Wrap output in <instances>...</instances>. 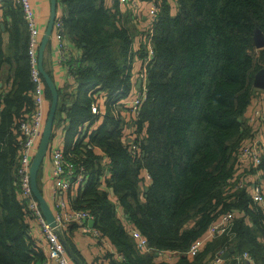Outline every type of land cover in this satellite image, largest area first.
Wrapping results in <instances>:
<instances>
[{"label": "trees", "instance_id": "trees-1", "mask_svg": "<svg viewBox=\"0 0 264 264\" xmlns=\"http://www.w3.org/2000/svg\"><path fill=\"white\" fill-rule=\"evenodd\" d=\"M106 1L58 0L66 40L81 51L67 62L76 98L58 91L54 122V129L69 122L65 155L88 176L77 195H68L70 207L88 211L101 237L124 257L120 262L106 254L110 264H205L225 248L264 264V213L246 191L225 190L234 176L233 154L251 133L243 118L264 68V49L257 58L250 52L256 29L264 34V0H159L147 98L135 120L124 103L135 83L136 54L143 61L147 56L146 33L135 53L138 20L118 0L112 8ZM0 7V83L4 67L10 68L0 95V264H47L31 235L28 203L17 199L19 126L34 107L30 29L17 0H0ZM46 96L51 103L47 87ZM93 104L99 114L91 112ZM43 166L37 179L42 193ZM260 167L264 179V159ZM118 209L153 252L137 249ZM227 213L235 217L234 239L216 237L188 254ZM74 229L69 225L64 239ZM156 252H176L178 261H157Z\"/></svg>", "mask_w": 264, "mask_h": 264}, {"label": "built area", "instance_id": "built-area-1", "mask_svg": "<svg viewBox=\"0 0 264 264\" xmlns=\"http://www.w3.org/2000/svg\"><path fill=\"white\" fill-rule=\"evenodd\" d=\"M17 2L23 8L30 29L29 57L31 62V78L35 86L33 92V111L19 126L23 139L19 143L16 165V176L18 180L17 199L21 204H24L26 201V204L28 203V209L31 212V216L28 220L31 227V235L37 241L36 245L38 248L43 251L47 250L46 263L72 264L66 255L67 251L63 243L65 237L64 233L69 225L76 224L82 233L91 235L96 240L101 241L102 237L94 227H90L89 222L94 220V218L88 211L74 210L70 207V200L66 197V194L68 195L71 193L75 195L79 188L87 183L88 176L83 168H77L74 163L67 159L64 152V143L55 145L51 142L52 145H50L46 156L48 157V162L52 170L54 195L52 201L53 207L51 209L54 213L56 226L52 227L47 223L40 205L32 193L30 169L41 141L50 109V101L46 96V85L38 68L40 30L36 24L34 11L30 0H17ZM118 2L119 5L127 7L128 10H133L132 13H134L133 15L137 20L143 18L141 10L143 8L142 4L145 3L142 0H118ZM160 12L159 0H154L146 4L145 17L147 21L144 27V32L146 33L144 44H146L147 56L145 57V61H143V67L137 73V81L132 88L131 98L124 103L128 106V115L134 120L140 116L141 108L147 98L146 67L152 60L153 45L151 43V35L153 33L154 23L158 19ZM64 32L65 29L60 18H57L54 24L52 37L58 43L61 63L70 61L73 54L66 45ZM69 72L71 73V68H69ZM91 112L93 114L100 113L96 104L92 105ZM243 122L247 124L251 133L242 143L239 151L233 154L234 176L228 181L225 190L230 191L232 189H239L246 191L251 198V203L264 213V179L260 167L264 159V90H256V94L253 97L247 114L243 118ZM62 127L61 133L64 132L67 125L64 123ZM84 131V127L80 129L81 133ZM129 141L132 142L131 140ZM136 148L137 145L134 144L133 149ZM146 179L147 181L151 180L149 175H146ZM234 218L233 213L222 215L219 220L210 225L206 237L194 244L188 254L196 253L207 244V242L216 237L227 235L231 237V239H234ZM123 225L130 232L140 252L152 251L147 239L138 230L134 229L128 220H124ZM32 228L34 229V233L32 232ZM227 252L228 248L218 251L211 264H221ZM168 253H170V255L175 254V252ZM117 259L124 260V257L118 255ZM242 259L247 260L250 264H254V261L247 253L237 255V260ZM99 264H105V262L101 261Z\"/></svg>", "mask_w": 264, "mask_h": 264}, {"label": "crops", "instance_id": "crops-1", "mask_svg": "<svg viewBox=\"0 0 264 264\" xmlns=\"http://www.w3.org/2000/svg\"><path fill=\"white\" fill-rule=\"evenodd\" d=\"M32 9L34 11L35 17H36V24L38 29L40 30V45L42 41V37L44 36L47 26L49 24L50 20V0H30ZM114 0H107L106 4L109 8H112ZM121 9L124 11L128 10L127 7L121 6ZM142 10L141 12L143 14V18L141 20H138V29L140 30V35L136 37L133 50L134 52H138L141 47V41L144 39V27L146 25V4H142ZM124 11V12H125ZM63 13V9L58 7L57 11V18L61 17ZM3 10L0 7V19L3 17ZM5 46L8 44L9 41V35L8 33L3 34ZM66 45L68 48L76 54V56H79L81 54V51L79 49H76L72 42L69 40H65ZM40 48V46H39ZM39 51V49H38ZM134 68H133V81H137L138 71L143 67V60L135 58ZM44 69L48 73H51V78L54 81L58 91L60 93H68L71 99H75L76 96L74 93L77 91V84L69 72L70 66L68 63H61L60 61V55L58 52V43L57 41L51 37L48 45L46 47L45 53H44ZM9 66L4 67L3 71V77L2 81L0 83V95L7 91L8 88V78H9ZM103 95V94H102ZM104 100L101 102L102 107H104ZM126 105V104H125ZM104 110V109H103ZM102 110V111H103ZM65 117V115H64ZM69 124L68 121L64 120L60 125H57L54 129L55 137L52 140V144L55 145H61L64 143V135L65 131L61 133L63 127L62 124ZM93 129V128H92ZM50 144V145H52ZM42 189H43V195L52 208V201H53V195H54V186H53V178H52V170L50 167V164L48 162V157H46L44 166H43V175H42ZM107 189V188H106ZM109 191V190H107ZM110 192V191H109ZM69 195V194H68ZM66 194V197H68ZM77 195V194H76ZM118 214L122 218V220H126V216H124L122 209H118ZM132 226V225H131ZM133 227V226H132ZM32 232L34 233V229L32 228ZM38 233V232H37ZM102 240H96L91 235L84 234L79 229L69 230V233L67 234L66 238L64 239V245L66 247L67 251V257L69 261L72 264H99L101 261L105 262V264H110V259L106 257L107 255L113 256L114 260L123 262V260L117 259V249L106 239L101 238ZM153 252V251H151ZM151 252H143V253H151ZM45 256L47 255V250L44 251ZM234 253V252H233ZM233 253H229L228 256H224L222 259L221 264H250L247 260H237V255L233 256ZM179 254L175 252V254L170 255V253H161L156 252V258L157 261H167V262H177L178 261ZM101 260V261H100ZM213 258L209 257L206 260L205 264H211L213 261ZM255 264V263H254Z\"/></svg>", "mask_w": 264, "mask_h": 264}, {"label": "water", "instance_id": "water-1", "mask_svg": "<svg viewBox=\"0 0 264 264\" xmlns=\"http://www.w3.org/2000/svg\"><path fill=\"white\" fill-rule=\"evenodd\" d=\"M58 11V0H50V20L47 26L46 32L42 37L41 45L38 51V68L44 79L45 85L51 94V103L49 113L46 119L45 127L41 137V141L38 150L33 158L31 169H30V182L32 193L40 205L41 211L49 225L52 227L56 226L54 213L46 201L43 193L38 187V173L46 159L47 153L50 148V144L54 136V122L57 114V108L59 104V93L58 89L50 77V75L44 69V53L50 38L54 32V24L57 19ZM254 45L257 49H264V34L260 29H256L254 33ZM253 85L256 89L264 90V69H262L254 78ZM91 228L94 227L95 221L89 222ZM64 243V239H63ZM234 249H230L229 252L225 253L224 256H228L229 253H233Z\"/></svg>", "mask_w": 264, "mask_h": 264}, {"label": "rangeland", "instance_id": "rangeland-1", "mask_svg": "<svg viewBox=\"0 0 264 264\" xmlns=\"http://www.w3.org/2000/svg\"><path fill=\"white\" fill-rule=\"evenodd\" d=\"M131 12H133V10H130ZM174 13H176V3H174V6H173V10H172ZM144 14V13H143ZM260 51L261 49H257L255 47V45L253 46V48L250 49V52L252 55H254L256 58L260 55ZM264 69V68H263ZM134 131V128H129V132H128V135L130 136V139H131V135H132V132ZM132 141V139H131Z\"/></svg>", "mask_w": 264, "mask_h": 264}]
</instances>
